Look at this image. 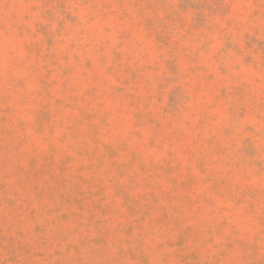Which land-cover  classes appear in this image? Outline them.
Wrapping results in <instances>:
<instances>
[{
    "label": "rangeland",
    "instance_id": "obj_1",
    "mask_svg": "<svg viewBox=\"0 0 264 264\" xmlns=\"http://www.w3.org/2000/svg\"><path fill=\"white\" fill-rule=\"evenodd\" d=\"M0 264H264V0H0Z\"/></svg>",
    "mask_w": 264,
    "mask_h": 264
}]
</instances>
